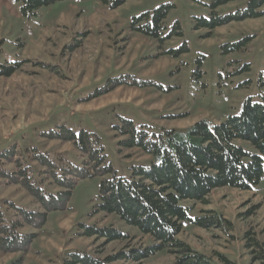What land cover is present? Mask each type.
I'll use <instances>...</instances> for the list:
<instances>
[{
  "label": "rangeland",
  "instance_id": "1",
  "mask_svg": "<svg viewBox=\"0 0 264 264\" xmlns=\"http://www.w3.org/2000/svg\"><path fill=\"white\" fill-rule=\"evenodd\" d=\"M211 2L128 0L112 10L93 0H69L24 17L16 0H0V65H21L12 76L0 78V152L15 144L20 149L36 147L80 167L82 159L70 143L40 136L65 125L96 134L106 163L118 176L129 178L131 168L147 166L149 157L137 149L118 155L119 139L112 128L120 119L137 128L147 126L155 134L162 129L184 131L202 120L224 123L239 114L248 98L259 102L264 17L230 22L206 37L208 31L196 29L195 19H209ZM244 2L216 11L220 16L233 14ZM167 4L174 8L165 20L163 35L169 37L163 43L130 30L133 18ZM175 22H179L182 36L172 34ZM251 36L247 51L222 54V46ZM244 64L250 65L249 71L234 74ZM118 82L123 85L108 91ZM133 82L135 86L126 85ZM100 181L98 177L80 180L67 210L49 213L41 230L24 227L23 232L36 234L29 250L0 252V264H64L72 251L97 259L117 258L150 246V237L115 216L92 215ZM0 201L38 211L25 190L1 180ZM187 204L193 208L192 217L216 214L230 226L205 229L187 222L178 236L180 241L216 264H222L218 256L235 264H257L250 260L244 235L251 232L264 244V176L251 191L216 189L207 204ZM83 226L114 227L129 239L88 238L81 235ZM181 256L177 251H162L146 259L128 258L112 264H178Z\"/></svg>",
  "mask_w": 264,
  "mask_h": 264
},
{
  "label": "trees",
  "instance_id": "2",
  "mask_svg": "<svg viewBox=\"0 0 264 264\" xmlns=\"http://www.w3.org/2000/svg\"><path fill=\"white\" fill-rule=\"evenodd\" d=\"M24 17H31L42 8L69 0H16ZM112 10L128 0H93ZM241 0H212L208 6L209 19L197 20V28L208 31L233 21L256 20L264 17V0H245L233 14L220 16L217 9ZM174 5H161L151 13L132 19L130 30L163 43L165 20ZM177 36H182L179 22L173 26ZM205 37V38H206ZM253 36L240 42L222 46V54L245 52ZM243 46L245 47L243 49ZM243 49V50H242ZM186 50V49H185ZM230 65V64H229ZM20 63L0 65V78H8L20 69ZM244 64L234 72H247ZM197 75H200L198 70ZM113 84L108 90L122 86ZM135 86L136 82L126 84ZM259 102L248 98L238 115L230 116L224 123L210 124L199 121L184 131L162 129L153 133L147 126L135 127L129 120L120 119L113 126L117 153L137 149L149 157L147 166L131 168L129 178L117 175L106 163L104 148L98 136L84 130L74 131L65 125L42 132L41 138L70 143L80 155V167L71 165L62 156L53 157L36 147L20 149L16 144L0 152V180L4 185H17L32 197L37 210L16 206L10 201H0V252H27L36 234L23 232L24 227L41 230L49 213L65 211L72 192L80 180L98 177V204L92 215L115 216L127 227L151 238L153 243L142 250H131L117 258L97 259L95 256L72 251L64 264H112L128 258L142 260L162 251H177L182 256L178 264H216L211 258L192 251L178 236L184 225L226 230L230 223L220 215L192 217L188 202L207 204L210 193L216 189L251 191L264 176V77ZM50 187L58 191L50 190ZM85 237L126 242L129 235L114 227L94 228L83 226ZM245 247L252 263L264 264V244L256 236L244 235ZM222 264H235L218 256ZM20 263V262H19ZM18 264V263H17Z\"/></svg>",
  "mask_w": 264,
  "mask_h": 264
}]
</instances>
